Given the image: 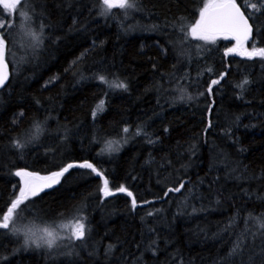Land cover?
<instances>
[{
    "label": "trees",
    "instance_id": "16d2710c",
    "mask_svg": "<svg viewBox=\"0 0 264 264\" xmlns=\"http://www.w3.org/2000/svg\"><path fill=\"white\" fill-rule=\"evenodd\" d=\"M135 2L102 15V0H21L29 19L0 4L14 57L0 87V218L18 170L74 165L20 205L21 232L0 229V264H264V57L193 37L202 0ZM249 23L246 47L264 48V9ZM41 25L37 45L28 32ZM77 219L79 240L25 244L27 228Z\"/></svg>",
    "mask_w": 264,
    "mask_h": 264
},
{
    "label": "snow or ice",
    "instance_id": "6c2138e0",
    "mask_svg": "<svg viewBox=\"0 0 264 264\" xmlns=\"http://www.w3.org/2000/svg\"><path fill=\"white\" fill-rule=\"evenodd\" d=\"M25 7L27 6L28 0H23ZM203 7L199 10V19L195 21L189 28L190 34L200 40L206 42H215L217 36H224L228 38L232 36L237 40V45L242 47L243 41H246L251 32L252 24L249 23V20L255 22V14L259 13L264 9V0H256V2H251V0H242L244 10H241V6L237 4V0H202ZM104 5L102 15H107L110 10L114 7L119 8H134L136 6L135 0H102ZM0 4L3 5L4 9H8L11 12H16L19 17L24 19H29L27 13L18 6L21 4V0H0ZM252 9L253 11H248ZM247 12V15H245ZM0 17H3V13H0ZM11 24H5L2 19H0V29H6L11 27ZM23 25H21L22 27ZM43 25H41V31L37 34L35 31H29L28 35L36 42L37 45L43 43ZM5 50H6V41L4 39V32H0V85H3L7 79V63L5 62ZM237 49H229V51H235ZM241 55H259L264 57V48L255 50L253 52H248L246 49L240 52ZM223 79V76H221ZM99 80L106 84L109 88H124L126 89L127 85L121 82L109 81L104 76H100ZM219 80H212L211 84L208 87V92L211 93L212 85L218 84ZM248 81L245 80L238 87H243V84H246ZM183 98V97H181ZM191 99V97H188ZM103 101L96 106V111L93 112V116L96 115L97 111H103ZM37 133L40 131V126L36 125ZM128 129L125 128L124 132H127ZM118 143L116 141H109L106 145L105 150H115L112 148V145ZM17 147H23L24 145L17 142ZM103 151V150H102ZM74 165H68L66 168L61 169L59 172L51 173L49 176H40L35 172H27L25 170H18L15 175L21 177L23 181V186L19 189V194L11 200L10 206H7V211L3 213L2 218H0V229H9L13 233H19L22 230L17 228L14 223V216L17 209L20 205L24 204L31 196H36L40 191H43L44 188L51 187L54 183H57L59 177H61L65 172L68 171V168L73 167ZM79 167L91 168L92 171H96L93 165L89 163H84L79 165ZM99 174V173H98ZM183 185L176 188L175 191H180ZM103 192L105 196L113 195L114 193L109 189L108 180H104ZM119 192H127V189L121 185L117 188ZM169 191H172L170 189ZM129 196L132 195L131 192L127 193ZM133 207L136 206L135 199L132 200ZM259 222L261 228H264V220L260 218H255ZM70 225L61 224L59 227H69ZM25 236V244L29 242L35 244L37 247L47 245L51 248L55 244L58 234L56 227L45 226L34 228H27L23 230ZM73 236L77 239H81L85 235L84 224L77 219L75 228L72 232ZM239 247V245H237Z\"/></svg>",
    "mask_w": 264,
    "mask_h": 264
},
{
    "label": "rangeland",
    "instance_id": "374dc122",
    "mask_svg": "<svg viewBox=\"0 0 264 264\" xmlns=\"http://www.w3.org/2000/svg\"><path fill=\"white\" fill-rule=\"evenodd\" d=\"M3 6V5H2ZM4 8V7H3ZM6 12H8V13H11V11H9L8 9H4ZM228 38H230V39H233V41H234V44H233V46L231 47V49H237V50H235V51H231L232 53H236V54H240V52H242L243 50H247L248 52H253L254 50L253 49H250V48H247L246 47V42L245 43H243V45H242V47H239L238 45H237V41L232 37V36H229ZM5 61H6V63H7V61H13V59H14V57H13V55H12V53L10 52V53H5ZM16 61V60H15ZM40 175V174H39ZM40 176H45V175H40ZM19 177V176H18ZM19 180H20V186H19V189H20V187H22L23 186V181H22V179H21V177H19ZM41 192V191H40ZM19 194V193H18ZM65 225H70L69 227H63V228H61V227H59V226H57L56 227V231H57V234H58V238L56 239V241H55V244L57 243H60L61 244V241H65V240H69V239H76V240H79V239H77V238H75V236H73V234H72V232H73V230H74V228H75V225H76V223H73V222H71V223H66Z\"/></svg>",
    "mask_w": 264,
    "mask_h": 264
},
{
    "label": "water",
    "instance_id": "95a60500",
    "mask_svg": "<svg viewBox=\"0 0 264 264\" xmlns=\"http://www.w3.org/2000/svg\"><path fill=\"white\" fill-rule=\"evenodd\" d=\"M250 36H251V34H250ZM250 36H249V38H250ZM249 38H248V39H249ZM234 39H235V38H234ZM248 39H247V40H248ZM235 40H236V39H235ZM247 40H246V41H247ZM236 41H237V40H236ZM246 41H243V43H245ZM5 62H6V61H5ZM7 73H8V69H7ZM7 77H8V75H7ZM6 80H7V79H6ZM6 80H5V82H6ZM5 82H4V83H5ZM1 86H2V85H0V87H1ZM57 172H59V171H57ZM53 173H54V172H53ZM49 175H51V173H50V174H47V175H45V176H49ZM59 180H60V177H59ZM59 180H58V181H59ZM57 183H58V182H57ZM57 183H54L51 187L55 186ZM48 188H50V187H48ZM45 189H47V188H44L43 190H45Z\"/></svg>",
    "mask_w": 264,
    "mask_h": 264
}]
</instances>
